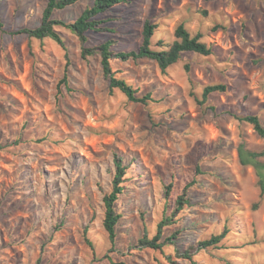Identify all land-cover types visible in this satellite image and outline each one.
I'll list each match as a JSON object with an SVG mask.
<instances>
[{
	"label": "rangeland",
	"instance_id": "1",
	"mask_svg": "<svg viewBox=\"0 0 264 264\" xmlns=\"http://www.w3.org/2000/svg\"><path fill=\"white\" fill-rule=\"evenodd\" d=\"M93 2L79 0L53 18L73 22ZM45 3L0 0V264H170L166 256L177 264H264V196L254 167L237 157L240 144L261 151L264 139L231 115L254 114L264 124V0H129L103 14L114 33L90 32L89 47L114 39L115 51L135 50L150 21L154 50L159 40L171 44L181 23L213 50L183 54L165 73L149 59L115 60L118 76L155 99L148 106L110 93L99 57L82 59L62 26L69 89L57 95L65 51L48 38L12 34L37 27ZM218 83L227 92L199 105L203 89ZM114 154L130 170L110 251L102 197ZM171 181V204L195 182L190 206L163 237L179 235L162 252L135 248L145 229L154 236ZM225 226L220 249L201 250L192 263L175 259Z\"/></svg>",
	"mask_w": 264,
	"mask_h": 264
},
{
	"label": "trees",
	"instance_id": "2",
	"mask_svg": "<svg viewBox=\"0 0 264 264\" xmlns=\"http://www.w3.org/2000/svg\"><path fill=\"white\" fill-rule=\"evenodd\" d=\"M79 0H46L45 7L42 11L39 25L35 28H23L18 31L12 32L15 35H26L28 38L37 40L51 39L59 47L65 51L66 65L64 73L57 86V95L62 93L61 86L64 85L69 89V73L68 68L70 65L69 57L67 54V47L62 36L57 32L56 27L62 26L70 30L76 36L80 45L82 59L88 57L98 56L100 60L101 71L103 77L108 82L110 93L118 90L130 102L140 103L148 106L149 103L155 102V99L150 93L140 96L138 90L135 89L126 78L118 76L119 71L114 68L113 62L115 60L126 62L131 60L136 62L141 59H149L154 61L161 73L176 64L183 54L193 53L200 56H210L213 52L211 46L203 42L202 35L197 33L192 35L184 26L179 24L174 30L175 40L166 45L162 40L157 41L156 46L159 50L151 48V39L154 31L157 28L156 24L150 21H145L142 29V40L139 47L135 50L117 52L114 50L116 40L110 39L103 43L89 47V36L92 33L110 32L114 33V29L110 28L107 24L110 21L108 18L101 16L108 12L111 8L119 4H127L129 0H94L92 5L87 7L77 17L76 20L66 23L63 20L53 18V14L57 10H63L76 4ZM205 15L206 13L203 12ZM162 47H164L162 49ZM186 69L188 67L186 66ZM227 86L222 83L207 85L202 92V100H197L199 105L206 102L210 94L213 93H226ZM58 98V96H57ZM231 115L239 122L249 124L254 132L264 139V124L261 119L254 114H247L239 116L231 112ZM237 157L239 164L242 167L253 166L257 177L260 196H264V161L260 162L259 159L264 158V149L261 151H250L245 148L242 143L237 148ZM113 172L111 173V181L109 191L103 194V219L102 226L107 234L109 243L111 245L110 251L114 249L117 238V226L122 215L117 211L116 203L119 196L125 191V184L129 181L127 176L130 170V165L125 164L123 158L118 154L113 155ZM194 181L188 182L182 188L180 194L176 196L171 204V193L173 190V181L164 186L163 192V209L161 217L156 224L155 234L149 237L148 230H144L143 235L137 240L135 248L151 249L154 251L162 252L163 248L168 245H173L174 240L179 235V231L173 232L170 236L164 238V231L170 226L176 225L179 222L178 216L190 206V199L188 198L189 188L194 185ZM257 203L253 204L252 209L257 208ZM88 233L87 228L84 229V236ZM229 234V229L225 226L218 234L211 235L207 239L196 242L195 245L188 247L183 253L176 252L175 259L193 262L194 255L201 250H217L220 249V244L224 238ZM86 242L93 249L91 242L86 238ZM166 260L170 264H177L171 256H166ZM225 264H232L226 261Z\"/></svg>",
	"mask_w": 264,
	"mask_h": 264
}]
</instances>
